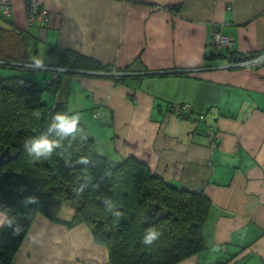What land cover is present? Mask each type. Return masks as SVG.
Instances as JSON below:
<instances>
[{"label":"crops","instance_id":"crops-1","mask_svg":"<svg viewBox=\"0 0 264 264\" xmlns=\"http://www.w3.org/2000/svg\"><path fill=\"white\" fill-rule=\"evenodd\" d=\"M10 2L12 15L0 26L37 37L32 59L40 61V49L49 56L38 82L56 76L53 47L110 67L62 75L57 91L44 95L48 102H64L76 122L109 137L115 161L133 156L209 198L207 250L177 264H264V64L234 61L264 52V0H39L49 20L34 26L23 0ZM217 34L230 37L228 47L214 44ZM14 41L13 53L24 40ZM181 103L192 107L188 117L171 111ZM4 218L0 212V225ZM91 233L38 214L13 264H111Z\"/></svg>","mask_w":264,"mask_h":264},{"label":"trees","instance_id":"trees-1","mask_svg":"<svg viewBox=\"0 0 264 264\" xmlns=\"http://www.w3.org/2000/svg\"><path fill=\"white\" fill-rule=\"evenodd\" d=\"M35 24L43 22L29 25ZM12 39L24 40L15 53L10 50ZM37 44L32 34L0 26V212L5 216L0 225V264H13L38 214L67 227L87 224L95 241L106 246L111 264H177L205 252L203 225L211 202L203 192L169 183L133 156L117 162L99 154L95 137L82 123L76 122L75 130L67 134L51 127L58 113L67 119L72 115L64 102H48L44 96L55 93L62 74H105L110 67L53 47L49 53L57 61L51 66L66 71L41 85L28 76L45 71L30 57ZM44 136L56 144L51 153L37 157L28 149L33 139ZM65 204L73 210L69 220L59 216ZM152 232L156 235L146 243Z\"/></svg>","mask_w":264,"mask_h":264},{"label":"built area","instance_id":"built-area-1","mask_svg":"<svg viewBox=\"0 0 264 264\" xmlns=\"http://www.w3.org/2000/svg\"><path fill=\"white\" fill-rule=\"evenodd\" d=\"M24 6H25V11H26V17H27V22L29 24H32L34 22H47L49 19L45 15L43 16L44 12H47V10L43 7L40 6L39 0H23ZM48 13V12H47ZM4 17H10L12 15V7H11V2L10 0H0V16ZM214 41L216 43H220L222 45H227L229 43V38L225 35L217 34L214 37ZM262 57L256 59H251L246 62L241 63L240 65H246L250 67H255L260 65L261 63L264 62V56L261 55ZM173 107H176V112L177 113H185V112H191L192 107L187 104V103H181V104H175ZM204 116L203 114L200 115V119H202ZM209 137H210V146L213 149L216 146V139L214 138V135L209 132Z\"/></svg>","mask_w":264,"mask_h":264},{"label":"rangeland","instance_id":"rangeland-1","mask_svg":"<svg viewBox=\"0 0 264 264\" xmlns=\"http://www.w3.org/2000/svg\"><path fill=\"white\" fill-rule=\"evenodd\" d=\"M25 7V6H24ZM48 12V11H47ZM47 12H44L43 13V16H47L48 17V19H49V12L47 13ZM221 35H224V34H221ZM225 36H227V35H225ZM228 38H229V43H230V37L229 36H227ZM213 42H214V44H217V46H221V47H228V44L227 45H222V44H220V43H216L214 40H213ZM39 52H40V56H39V58H40V61L41 62H45V61H47V60H45V59H47V58H49V56L47 55V54H44L42 51H41V49L39 50ZM255 55H253V56H251V57H243V58H240V62L238 61V60H236V62L237 63H239V64H241V63H243V62H246V61H248V60H251V59H254V58H256V59H258V58H260V57H262L261 55H263L264 56V52H256V53H254ZM56 58V57H55ZM239 59V58H238ZM264 64V62L263 63H261L260 64V66L261 65H263ZM243 66H246V65H243ZM259 66V65H258ZM256 67V66H255ZM54 72H55V74H56V76H57V74L58 73H60V72H65L66 71V69H64V68H56V70H53ZM9 72V71H8ZM8 72H6V73H8ZM46 73V71H34V72H32V73H30L28 76H30L31 75V78L32 79H36V78H38L40 75H44ZM61 73V74H62ZM77 73V72H76ZM49 76L51 75V74H48ZM62 75H64V74H62ZM55 76V77H56ZM52 79H50L49 81H46L45 82V80H42L40 83H41V85H44V84H48L50 81H51ZM56 91H57V89H56ZM55 91V92H56ZM82 97V96H81ZM83 98V97H82ZM175 104H173V105H171L170 106V109H171V111L172 112H174V113H176L178 116H180V117H182V115H190V114H192L193 113V109H192V111L189 113V112H185V113H183V114H179V113H177L176 112V107H173ZM69 110V108L67 109V111ZM68 112H70V110L68 111ZM71 114H72V112H70ZM182 113V112H181ZM76 115H77V113H73L72 115H67L68 116V119H70V120H73L74 118L72 117V116H74V117H76ZM95 116L98 118L99 117V113L98 112H96L95 113ZM98 121L99 120H95L94 121V124H97L98 123ZM93 126V125H92ZM86 129H87V131L89 132V133H91V131H95V133H96V136H95V139H96V142H97V146H96V151L99 153V154H101V155H103V156H105V157H109L112 161H115V159H113V157L112 156H110V150H109V148L111 147V143H110V141H109V137H108V139H107V141L105 140H102V138L99 136V134H98V132L96 131V130H94L89 124H87L86 126ZM94 135V134H93ZM110 135V134H109ZM208 137H209V133H208ZM209 141H210V137H209ZM210 146V145H209ZM216 147V146H215ZM214 147V148H215ZM61 212H63V215H69V213H70V215L72 216V214H73V210H72V208L68 205V204H65L61 209H60V211H59V215H60V213ZM60 217H61V215H60ZM71 218V217H70ZM69 218V219H70ZM69 219H63V220H69ZM79 224H85V223H79ZM85 225H87V224H85ZM88 226V225H87ZM90 229V228H89ZM92 232V231H91ZM92 235H93V233H91ZM94 238V237H93Z\"/></svg>","mask_w":264,"mask_h":264},{"label":"clouds","instance_id":"clouds-1","mask_svg":"<svg viewBox=\"0 0 264 264\" xmlns=\"http://www.w3.org/2000/svg\"><path fill=\"white\" fill-rule=\"evenodd\" d=\"M36 64L39 66L40 61L37 60ZM36 114L38 115V113ZM51 127H58L64 134H67L75 130L76 120H69L64 115L58 113L54 117V122ZM55 144V141L49 140L46 136H44L39 139H33L31 142V147L28 149V151L35 153L36 156L39 157L40 155L51 153ZM155 235V232L150 233L145 242H150Z\"/></svg>","mask_w":264,"mask_h":264},{"label":"water","instance_id":"water-1","mask_svg":"<svg viewBox=\"0 0 264 264\" xmlns=\"http://www.w3.org/2000/svg\"><path fill=\"white\" fill-rule=\"evenodd\" d=\"M4 155H5V154L3 153L2 156H4ZM2 156H1V157H2Z\"/></svg>","mask_w":264,"mask_h":264}]
</instances>
